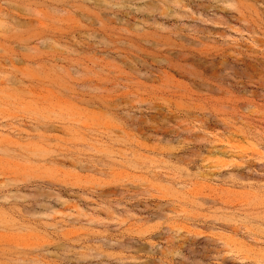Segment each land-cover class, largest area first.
Masks as SVG:
<instances>
[{"label": "rangeland", "instance_id": "rangeland-1", "mask_svg": "<svg viewBox=\"0 0 264 264\" xmlns=\"http://www.w3.org/2000/svg\"><path fill=\"white\" fill-rule=\"evenodd\" d=\"M0 264H264V0H0Z\"/></svg>", "mask_w": 264, "mask_h": 264}]
</instances>
